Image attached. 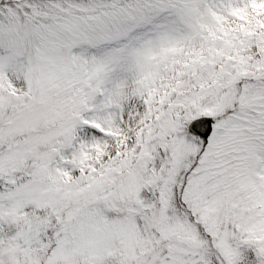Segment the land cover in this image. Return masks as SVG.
Wrapping results in <instances>:
<instances>
[{
  "label": "snow or ice",
  "instance_id": "snow-or-ice-1",
  "mask_svg": "<svg viewBox=\"0 0 264 264\" xmlns=\"http://www.w3.org/2000/svg\"><path fill=\"white\" fill-rule=\"evenodd\" d=\"M0 264H264V0H0Z\"/></svg>",
  "mask_w": 264,
  "mask_h": 264
}]
</instances>
